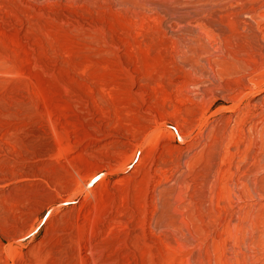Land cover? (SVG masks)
<instances>
[{"label":"rangeland","instance_id":"374dc122","mask_svg":"<svg viewBox=\"0 0 264 264\" xmlns=\"http://www.w3.org/2000/svg\"><path fill=\"white\" fill-rule=\"evenodd\" d=\"M263 42L264 0H0V264H264Z\"/></svg>","mask_w":264,"mask_h":264},{"label":"bare ground","instance_id":"6f19581e","mask_svg":"<svg viewBox=\"0 0 264 264\" xmlns=\"http://www.w3.org/2000/svg\"><path fill=\"white\" fill-rule=\"evenodd\" d=\"M263 43H264V42H263ZM255 47H256V46H255ZM226 97H227V96H226ZM244 98H245V97H244ZM227 118H228V117H227ZM226 120H227V119H226ZM241 125H242V124H241ZM221 150H222V149H221ZM98 175H99V174H98ZM94 178H95V177H94ZM91 180H93V178L89 179L88 181L86 180V181H87V183H88V182H90ZM87 190H88V189H87Z\"/></svg>","mask_w":264,"mask_h":264}]
</instances>
